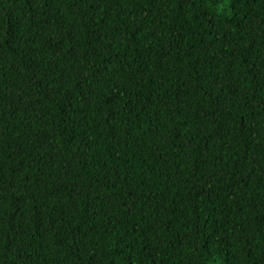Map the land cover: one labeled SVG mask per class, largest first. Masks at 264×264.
<instances>
[{
  "label": "trees",
  "instance_id": "1",
  "mask_svg": "<svg viewBox=\"0 0 264 264\" xmlns=\"http://www.w3.org/2000/svg\"><path fill=\"white\" fill-rule=\"evenodd\" d=\"M0 264H264V0H0Z\"/></svg>",
  "mask_w": 264,
  "mask_h": 264
}]
</instances>
